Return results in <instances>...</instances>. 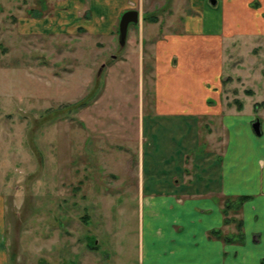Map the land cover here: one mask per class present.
Returning <instances> with one entry per match:
<instances>
[{"label": "crops", "instance_id": "0c3cea01", "mask_svg": "<svg viewBox=\"0 0 264 264\" xmlns=\"http://www.w3.org/2000/svg\"><path fill=\"white\" fill-rule=\"evenodd\" d=\"M171 5L179 23L149 12L164 9L155 0H62L60 10L44 19L49 29L73 26L105 37L112 45L98 44L112 50L122 14L139 11L125 45L119 42L121 53H111L108 64L125 67L135 56L141 79L139 153L131 173L137 180L130 189L139 190L138 247L133 257L123 248L114 255L119 264H264V110L261 117L256 112L264 105L252 88L249 109L243 88L264 55V0ZM248 52H255L248 58L251 70L231 67L244 64ZM257 119L260 134L253 128ZM241 195L251 197L240 210H226L227 199ZM227 217L241 219V230ZM3 220L0 264H9ZM83 244L56 257L49 252L42 264H99L97 244Z\"/></svg>", "mask_w": 264, "mask_h": 264}, {"label": "rangeland", "instance_id": "374dc122", "mask_svg": "<svg viewBox=\"0 0 264 264\" xmlns=\"http://www.w3.org/2000/svg\"><path fill=\"white\" fill-rule=\"evenodd\" d=\"M170 1L155 0L164 9L149 12L179 23ZM61 2L0 0V218L9 264H42L49 252L56 257L84 242L97 244V263L119 264L118 249L133 257L138 247L139 190L130 189L137 180L140 64L133 56L125 67L108 66L111 53H121L119 31L111 50L98 44L107 38L85 28L49 29L44 19ZM248 53L231 67L251 70L255 52ZM260 57L243 84L249 109L252 88L264 102Z\"/></svg>", "mask_w": 264, "mask_h": 264}, {"label": "water", "instance_id": "95a60500", "mask_svg": "<svg viewBox=\"0 0 264 264\" xmlns=\"http://www.w3.org/2000/svg\"><path fill=\"white\" fill-rule=\"evenodd\" d=\"M139 17H140L139 11L136 9L127 10L121 16V19L119 22V42L121 46H124L127 41L129 25L131 23H138L140 20ZM260 126H261L260 119H257L256 121L253 122V128L257 134L261 133Z\"/></svg>", "mask_w": 264, "mask_h": 264}, {"label": "trees", "instance_id": "16d2710c", "mask_svg": "<svg viewBox=\"0 0 264 264\" xmlns=\"http://www.w3.org/2000/svg\"><path fill=\"white\" fill-rule=\"evenodd\" d=\"M249 93H251V92H249ZM263 104H264V102H263ZM250 197L251 196H249V195H241V196H239L236 199H227V201L225 203L226 210H228V211L229 210H240V208L242 207L243 203L246 200H248ZM232 220L237 221L238 228L241 230V228H242V220L241 219H238V218H235V217H233V218L227 217L226 218V221L227 222H230ZM213 234H215L219 238H223L225 241H233L234 240L232 237H229V236H224V237L221 236L218 231L213 232ZM237 237H238V240L239 241H242L243 240V235L242 234H240Z\"/></svg>", "mask_w": 264, "mask_h": 264}]
</instances>
